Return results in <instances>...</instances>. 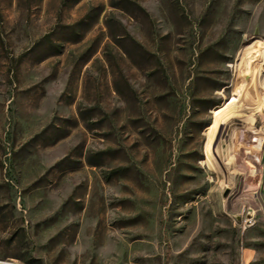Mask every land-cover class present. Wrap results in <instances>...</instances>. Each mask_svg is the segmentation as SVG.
<instances>
[{
  "label": "rangeland",
  "instance_id": "1",
  "mask_svg": "<svg viewBox=\"0 0 264 264\" xmlns=\"http://www.w3.org/2000/svg\"><path fill=\"white\" fill-rule=\"evenodd\" d=\"M258 41L264 0H0V261L264 264L262 87L206 149Z\"/></svg>",
  "mask_w": 264,
  "mask_h": 264
},
{
  "label": "bare ground",
  "instance_id": "2",
  "mask_svg": "<svg viewBox=\"0 0 264 264\" xmlns=\"http://www.w3.org/2000/svg\"><path fill=\"white\" fill-rule=\"evenodd\" d=\"M256 45L257 48H260V50L256 49L255 52L250 54L252 63H255L251 67V80L247 81L244 90L239 91L240 95L238 98H232L229 102L225 103L223 106L213 111V123L212 126L209 128V139L206 146L207 162L210 166H212L213 160H215L216 158H221L220 141L218 142L219 136L223 130L224 124L233 120H237L240 117V112H238V108H245L247 107L248 103L251 102L252 99H256V104L260 107L259 109H261L262 103L257 89L258 87H262L264 90V42L258 41ZM253 125L254 124L252 121L247 124L248 127H253ZM249 137H253L252 134H249ZM250 257L251 251L245 250L243 256L244 264H248ZM0 264L18 263H8L0 261Z\"/></svg>",
  "mask_w": 264,
  "mask_h": 264
},
{
  "label": "built area",
  "instance_id": "3",
  "mask_svg": "<svg viewBox=\"0 0 264 264\" xmlns=\"http://www.w3.org/2000/svg\"><path fill=\"white\" fill-rule=\"evenodd\" d=\"M253 215H251L250 213H246L243 217V219L241 220V223H240V227L242 230H247V229H250V228H253L256 226V223L255 221L253 220Z\"/></svg>",
  "mask_w": 264,
  "mask_h": 264
}]
</instances>
